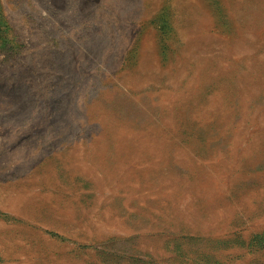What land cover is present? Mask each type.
<instances>
[{
	"label": "rangeland",
	"instance_id": "rangeland-1",
	"mask_svg": "<svg viewBox=\"0 0 264 264\" xmlns=\"http://www.w3.org/2000/svg\"><path fill=\"white\" fill-rule=\"evenodd\" d=\"M0 264H264V0H0Z\"/></svg>",
	"mask_w": 264,
	"mask_h": 264
}]
</instances>
